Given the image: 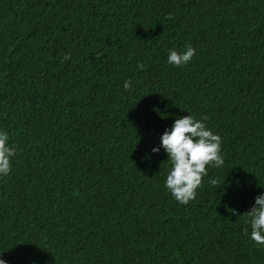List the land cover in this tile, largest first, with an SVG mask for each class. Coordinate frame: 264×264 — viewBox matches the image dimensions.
Here are the masks:
<instances>
[{
    "label": "trees",
    "instance_id": "trees-1",
    "mask_svg": "<svg viewBox=\"0 0 264 264\" xmlns=\"http://www.w3.org/2000/svg\"><path fill=\"white\" fill-rule=\"evenodd\" d=\"M188 114L224 165L182 205L152 148ZM0 132L7 264H264L243 215L264 193V0H0Z\"/></svg>",
    "mask_w": 264,
    "mask_h": 264
},
{
    "label": "clouds",
    "instance_id": "clouds-1",
    "mask_svg": "<svg viewBox=\"0 0 264 264\" xmlns=\"http://www.w3.org/2000/svg\"><path fill=\"white\" fill-rule=\"evenodd\" d=\"M165 19H173L172 13H168ZM147 30V29H146ZM102 53H96L99 58ZM196 55V50L191 44L185 45L183 51L176 49L168 50V63L181 67L191 62ZM71 59V52L65 53L61 63ZM138 70H145L143 63H137ZM125 91H133V81H124ZM202 119H196L193 115H185L174 120L171 128H166L160 137V146L153 147L152 152L158 153L163 147L171 162V169L167 174L165 187L172 194L174 199L182 205H188L195 200L197 189L202 186L203 177L208 175V167L220 168L224 165V157L221 154L222 138L219 134L209 129ZM8 134L0 132V176H8L11 172V158L16 155L15 147L8 145ZM209 183L216 189L221 187L218 179L212 178ZM237 215L235 209H231ZM248 217L251 225L250 239L254 247L264 246V193L255 198L254 205L243 214ZM248 235V229H244ZM0 264H7V261L0 259Z\"/></svg>",
    "mask_w": 264,
    "mask_h": 264
}]
</instances>
